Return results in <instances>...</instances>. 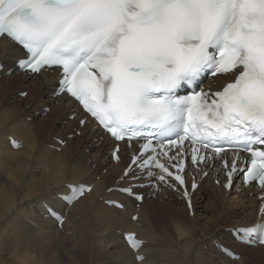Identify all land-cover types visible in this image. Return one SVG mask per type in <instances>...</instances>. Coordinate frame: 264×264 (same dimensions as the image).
<instances>
[{
  "label": "snow or ice",
  "instance_id": "snow-or-ice-1",
  "mask_svg": "<svg viewBox=\"0 0 264 264\" xmlns=\"http://www.w3.org/2000/svg\"><path fill=\"white\" fill-rule=\"evenodd\" d=\"M0 38L24 52L20 67L59 73L53 93L81 107L80 126L91 118L135 148L122 179H158L187 195L198 185L189 188L186 168L219 157L229 188L242 175L264 192V0H0ZM220 74L232 82L205 91L202 80ZM112 151L119 159L118 143ZM86 190L59 195L68 204ZM124 190L143 199L131 183ZM235 233L264 243V218ZM125 238L144 264L141 242Z\"/></svg>",
  "mask_w": 264,
  "mask_h": 264
},
{
  "label": "bare ground",
  "instance_id": "bare-ground-1",
  "mask_svg": "<svg viewBox=\"0 0 264 264\" xmlns=\"http://www.w3.org/2000/svg\"><path fill=\"white\" fill-rule=\"evenodd\" d=\"M23 57L24 52L15 44L0 41V61L6 70ZM6 70L0 78V264H11L4 259L7 253L12 257L9 259L23 260V247L16 245L24 244L31 232L59 231L57 222L44 216L47 210L43 203L67 214L63 227L66 234H73L65 245L71 264H135L134 252L123 237L126 232H136V238L144 241L139 250L147 258L144 264H264V246L237 243L231 234V229L264 218V213L259 215L264 198H258L263 192L252 185H234L227 192L207 175L193 194V216L180 195L167 188L150 197L148 189H135L145 193L138 208L132 197L108 191L133 183L120 181L130 159L128 149L123 146L121 160L114 163L110 151L115 142L102 135L92 120L79 127L82 114L76 102L53 96L57 72L30 76L16 71L8 75ZM232 79L218 77L217 81ZM25 91V98L17 97ZM46 107L50 108L47 113ZM75 112L78 116L69 119ZM77 130L81 135L70 138ZM10 135L20 140L21 148H11ZM59 138L66 141L64 146ZM57 146H61L60 151L54 148ZM79 183L94 187L67 207L59 193L68 191L67 184ZM160 196L168 200L158 202ZM111 199L120 200L124 208L105 203ZM135 214L139 215L137 221L132 220ZM5 243H13V249ZM216 243L233 249L239 260L224 255ZM24 259L30 262L29 256Z\"/></svg>",
  "mask_w": 264,
  "mask_h": 264
},
{
  "label": "rangeland",
  "instance_id": "rangeland-1",
  "mask_svg": "<svg viewBox=\"0 0 264 264\" xmlns=\"http://www.w3.org/2000/svg\"><path fill=\"white\" fill-rule=\"evenodd\" d=\"M20 96L23 97L21 93L17 94V97ZM49 109H50L49 107H46L45 113L49 112ZM28 119L29 121L32 120L31 117H29ZM69 119H71V115L69 116ZM80 132H81L80 130H77L75 131V133H72V135L70 134L69 137L72 138L76 134L80 136L81 135ZM104 168L105 167H103L102 170H104L105 173L106 169ZM100 178L101 175H97V179ZM5 182L7 181L5 180ZM214 183L216 184V182ZM164 200H168V199H163V196H160V198L157 199L158 202H163ZM223 212L224 211L222 210V213ZM190 215L193 216L192 213H190ZM207 216H209V214H207ZM189 218L191 219V217ZM38 228H40V226H38ZM58 230L60 231L59 235L57 234V232L59 231L56 232V229L53 233H47L44 231H33L30 233L29 239L24 244L16 245L17 248L23 247L21 250L25 252V256L26 255L29 256L30 262L24 259L25 256L23 257L22 261H18L17 259H9L12 258L10 253L5 254L4 259L10 261L11 264H59L58 262H61L63 264H71L72 262V258L70 257L71 254L65 245L68 244V241L69 239H71V235L73 234H66L64 227L62 228L58 227ZM5 246L8 247V249L12 250L14 244L5 243ZM235 260H239V259H235Z\"/></svg>",
  "mask_w": 264,
  "mask_h": 264
}]
</instances>
